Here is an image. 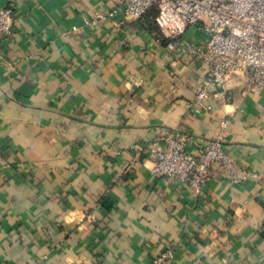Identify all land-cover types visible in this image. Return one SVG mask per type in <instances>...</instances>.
Returning <instances> with one entry per match:
<instances>
[{"label": "crops", "instance_id": "1", "mask_svg": "<svg viewBox=\"0 0 264 264\" xmlns=\"http://www.w3.org/2000/svg\"><path fill=\"white\" fill-rule=\"evenodd\" d=\"M0 264H264V91L229 78L231 98L191 109L208 70L156 39L151 14L116 0H0ZM76 26L75 29L72 27ZM186 38L199 39L189 28ZM163 130L225 152L256 176L213 167L195 192L153 172Z\"/></svg>", "mask_w": 264, "mask_h": 264}, {"label": "built area", "instance_id": "2", "mask_svg": "<svg viewBox=\"0 0 264 264\" xmlns=\"http://www.w3.org/2000/svg\"><path fill=\"white\" fill-rule=\"evenodd\" d=\"M116 2L124 20H139L151 14L157 41L176 55L196 56L207 68L195 92L193 111L211 110V96L220 103L229 101V78L236 72L243 74L248 88L264 91V0ZM15 20L12 6L0 8V35H11ZM192 27L199 32L197 40L185 37ZM191 141L186 131H161L148 146L154 160L153 172L167 182H182L195 192H200L214 166L235 182L256 176L225 152L221 136L200 140L196 154L188 150ZM172 256L173 250L167 246L153 254L148 264H168Z\"/></svg>", "mask_w": 264, "mask_h": 264}]
</instances>
